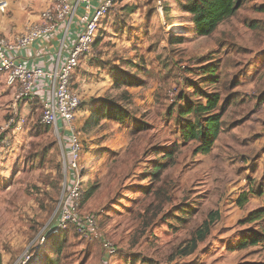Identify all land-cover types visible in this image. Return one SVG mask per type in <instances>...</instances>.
<instances>
[{"label": "rangeland", "instance_id": "1", "mask_svg": "<svg viewBox=\"0 0 264 264\" xmlns=\"http://www.w3.org/2000/svg\"><path fill=\"white\" fill-rule=\"evenodd\" d=\"M45 2L33 11L42 14ZM190 19L174 0H115L93 57L74 76L82 100L73 122L82 145L78 171L69 164V132L41 123L40 102L16 104V90L0 78V264L58 256L61 264L264 263V243L237 247L258 227L242 221L264 204V0H244L207 38L196 36ZM210 69L217 83H209ZM133 76L139 85L118 82ZM193 83L220 92L226 107L209 155L181 141L176 123L180 96ZM105 99L133 119L92 118ZM72 180L83 185L80 217L95 219L99 239L72 224L58 229ZM212 213L218 219L195 244Z\"/></svg>", "mask_w": 264, "mask_h": 264}, {"label": "built area", "instance_id": "2", "mask_svg": "<svg viewBox=\"0 0 264 264\" xmlns=\"http://www.w3.org/2000/svg\"><path fill=\"white\" fill-rule=\"evenodd\" d=\"M115 0H102L93 10L92 0H50L41 14L40 20L28 24L23 33L14 40L0 38V76H6L8 85L16 90V104L23 100H34V89L39 80L51 81L52 101L43 103L41 123L51 127L60 135L61 129L69 132V164L73 171H78L82 158V145L78 131L73 122L80 110L82 100L74 88V76L82 61L93 57V45L101 32L106 19L112 12ZM4 5H0L3 9ZM80 9L84 13L80 17L83 30L72 47L66 62L54 71L40 68L28 69L16 61L8 53L19 51L44 40L54 34L59 26L67 23V30ZM13 120L11 121V123ZM63 123L60 128V123ZM11 123L7 126L10 127ZM0 144L6 139L1 137ZM71 189L60 212L58 229L75 225L83 237L99 239V230L95 219L80 217V201L82 200L81 181H72ZM107 255L116 254L115 247L109 241H103Z\"/></svg>", "mask_w": 264, "mask_h": 264}, {"label": "trees", "instance_id": "3", "mask_svg": "<svg viewBox=\"0 0 264 264\" xmlns=\"http://www.w3.org/2000/svg\"><path fill=\"white\" fill-rule=\"evenodd\" d=\"M174 1L181 12L190 15V20L194 26L196 36L202 38L212 36L224 22L233 18L244 5V0ZM130 13H132V11H130ZM173 42L179 43L181 40L174 39ZM129 64L130 67L135 66V63ZM208 72L214 74L211 76L209 83H217V77H215L216 71L210 69ZM118 82H122V84H126V86H137L140 84V81L135 76L129 77L127 80L125 79V81L120 77ZM190 88L193 91H188L189 93L180 96L182 104H178L176 108V123L179 127L180 139L184 143H197L198 147L195 150L196 154L209 155L223 131V119L226 107L225 105H221L222 97L220 92L207 91L198 83H193ZM92 116V118L96 117L97 120L109 119L119 124H125L133 119L132 113L126 107L114 100L107 99L101 100V104L94 107ZM145 126L146 124H143V127ZM144 129L146 128H141V130ZM82 187L83 185L81 186V192ZM95 192L96 187L94 186L87 192V196L91 197ZM244 203L245 199H242L240 204L243 206ZM216 219H218V215L215 213L210 214L206 222L195 234L196 237L193 240L195 244L198 241H202L209 234L210 228ZM253 223H256L258 227L249 228L245 231L237 243L239 249H246L264 243V206L253 210L248 217L242 221L243 225ZM59 258L60 256L57 258L48 257V264H61ZM244 264L264 263L247 262Z\"/></svg>", "mask_w": 264, "mask_h": 264}, {"label": "crops", "instance_id": "4", "mask_svg": "<svg viewBox=\"0 0 264 264\" xmlns=\"http://www.w3.org/2000/svg\"><path fill=\"white\" fill-rule=\"evenodd\" d=\"M43 1H46L47 5L50 0H0V5H4V8L0 9V38L14 40L24 32L28 24L38 22L41 13L37 14L33 11V8L35 5L40 8ZM101 2L102 0H92L93 10ZM83 13L84 9H80L72 26L68 30V22L63 23L54 34L46 37L44 40L28 48L8 54L28 69L56 70L66 62L72 47L83 30V25L80 21ZM1 77L3 76L1 75ZM34 94V100L40 102L42 105L43 103L51 102L53 98L51 81L45 79L39 80L35 86ZM60 124L61 126L63 125L62 122ZM263 206L264 204L261 207Z\"/></svg>", "mask_w": 264, "mask_h": 264}, {"label": "bare ground", "instance_id": "5", "mask_svg": "<svg viewBox=\"0 0 264 264\" xmlns=\"http://www.w3.org/2000/svg\"><path fill=\"white\" fill-rule=\"evenodd\" d=\"M174 27H175V26H171L170 28H171V29H173V30H175V28H174ZM175 31H176V30H175Z\"/></svg>", "mask_w": 264, "mask_h": 264}]
</instances>
